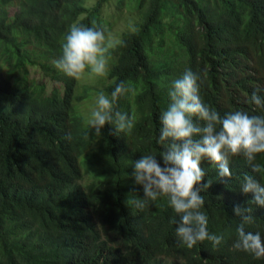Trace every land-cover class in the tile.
Wrapping results in <instances>:
<instances>
[{
    "label": "trees",
    "instance_id": "16d2710c",
    "mask_svg": "<svg viewBox=\"0 0 264 264\" xmlns=\"http://www.w3.org/2000/svg\"><path fill=\"white\" fill-rule=\"evenodd\" d=\"M126 11L136 18L109 48L106 75L76 90L77 79L52 63L70 25L103 27L108 38ZM186 69L200 74L201 99L222 116L264 117L250 100L254 91L264 98V0H0V264H264L232 247L236 205L253 209L247 230L264 237V206L240 187L245 175L264 184V172L243 156L230 158L229 181L209 159L200 163L201 183L212 181L201 211L208 231L224 237L216 247L178 241L167 197L132 204L144 195L132 163L157 154L163 166L159 116ZM41 78L61 88L47 90ZM121 81L135 91L116 108L134 127L116 133L106 123L96 136L92 96H110ZM90 98L94 106H81ZM255 163L264 168V153Z\"/></svg>",
    "mask_w": 264,
    "mask_h": 264
},
{
    "label": "clouds",
    "instance_id": "9594fccd",
    "mask_svg": "<svg viewBox=\"0 0 264 264\" xmlns=\"http://www.w3.org/2000/svg\"><path fill=\"white\" fill-rule=\"evenodd\" d=\"M103 27L70 25L61 43V54L52 61L65 75L79 79L86 69L97 76L106 75L107 53L113 44L106 43ZM201 76L186 69L172 81L168 96L170 103L159 116L160 132L157 143L162 146L158 154H145L133 161L134 182L143 187V199H133L132 204L143 209L147 202L167 197L169 206L176 216L169 220L176 225L178 241L187 248L208 240L213 247L221 244L222 234L208 231V217L201 211L205 205L202 192L212 181L201 183L205 172L200 167L207 158L216 165L219 179L232 177L229 168L231 157L243 156L254 173L264 172L256 157L264 153V117L249 115L240 110L224 113L206 105L200 96ZM131 85L123 81L116 84L110 96L101 91L95 100L88 119L89 129L96 136L101 134L105 124H111L116 133H130L134 127L133 116L117 110L120 96L134 93ZM250 100L257 107L264 108V98L254 91ZM71 139V134L68 135ZM244 193H252V204L264 206V184L251 175H245L240 184ZM239 217L234 250L243 251L255 258H264V237L259 231H248V225L255 222L251 207H233ZM178 217V219H177Z\"/></svg>",
    "mask_w": 264,
    "mask_h": 264
},
{
    "label": "rangeland",
    "instance_id": "374dc122",
    "mask_svg": "<svg viewBox=\"0 0 264 264\" xmlns=\"http://www.w3.org/2000/svg\"><path fill=\"white\" fill-rule=\"evenodd\" d=\"M114 1H115V0H114ZM88 2H89V0H85V3H86V4H88ZM130 5H131V1H127V5L125 6V8H129ZM13 8H14L13 6L10 7L11 10H12ZM111 10H112V9H111ZM111 10H109V11H111ZM109 11H108V12H109ZM103 12L106 13L104 9H103ZM134 17L136 18V13H134V11H131V12L126 11L125 14H124V12H123L122 15H121V17H120V18L114 23L113 28H112V30H111V32H110L108 38H107V41H108V42L110 41L111 43L117 41L118 38L120 37L121 32H122L123 30L128 29L129 25L132 26L133 21H134V19H135ZM90 74H91V75H90ZM93 76H94V78H93ZM89 77H90V79H89ZM99 77H100V76H99ZM96 78L98 79V76H97V75L91 73L89 69H86L85 72H84V74H82V76L79 78L80 80L77 79L76 90H78L79 88L82 87V84L80 83V81H81V82H86V81H89V80L92 81V80H94V79L96 80ZM41 81H42L41 84H42L47 90H50L53 86H54V87H59V88H61L60 85H59L57 82L49 81V80H47L46 78H41ZM93 88H94V87H93ZM92 97L96 98L95 95L92 96ZM92 97H91V98H92ZM91 98H90L89 100H87V102H85V103L82 102V103H81V106L84 104L83 107H85V105H87V103H88V105H91L90 103H93V101H90ZM91 106H94V105H91Z\"/></svg>",
    "mask_w": 264,
    "mask_h": 264
}]
</instances>
